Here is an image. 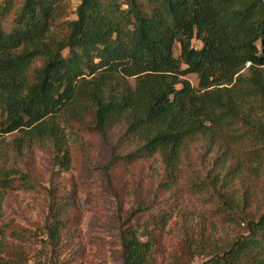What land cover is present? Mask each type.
Masks as SVG:
<instances>
[{"label":"trees","instance_id":"1","mask_svg":"<svg viewBox=\"0 0 264 264\" xmlns=\"http://www.w3.org/2000/svg\"><path fill=\"white\" fill-rule=\"evenodd\" d=\"M67 2L0 0V138L19 134L0 141V216L11 190L35 187L5 166L11 153L51 144L58 178L85 128L105 136L122 126L108 167L156 159L164 191L200 141L215 151L223 174L213 177L227 188L247 165L264 166V0H81L75 19L62 20ZM185 185L193 194L215 189ZM48 196L44 228L58 246L73 199L58 181ZM247 229L203 264H264V213ZM149 244L128 228L123 264H147Z\"/></svg>","mask_w":264,"mask_h":264},{"label":"rangeland","instance_id":"2","mask_svg":"<svg viewBox=\"0 0 264 264\" xmlns=\"http://www.w3.org/2000/svg\"><path fill=\"white\" fill-rule=\"evenodd\" d=\"M80 1L68 0L67 18L62 20L75 19ZM174 54L178 56V48ZM187 79L197 86L195 75ZM123 129L118 126L100 136L85 128L70 147L69 171L58 178L53 177L51 144L18 157L11 153L5 166L28 174L35 187H15L3 200L0 262L123 264L122 235L130 228L142 241L150 242L147 264H203L246 236L249 222L264 213V166L256 170L255 163L247 165L227 188L213 177L215 172L223 174L215 167V151L207 154L201 141L189 147L183 176L169 191L158 186L162 169L156 159L109 168L119 153ZM18 135L1 138L11 142ZM57 181L73 199L68 233L58 246L44 228L49 189ZM186 182H202L207 187L213 183L215 189L193 194Z\"/></svg>","mask_w":264,"mask_h":264}]
</instances>
